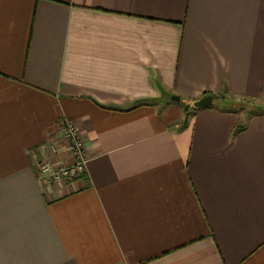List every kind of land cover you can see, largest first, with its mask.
Instances as JSON below:
<instances>
[{
    "label": "crops",
    "instance_id": "obj_1",
    "mask_svg": "<svg viewBox=\"0 0 264 264\" xmlns=\"http://www.w3.org/2000/svg\"><path fill=\"white\" fill-rule=\"evenodd\" d=\"M203 95L264 99V0H0V264H264V112Z\"/></svg>",
    "mask_w": 264,
    "mask_h": 264
},
{
    "label": "built area",
    "instance_id": "obj_2",
    "mask_svg": "<svg viewBox=\"0 0 264 264\" xmlns=\"http://www.w3.org/2000/svg\"><path fill=\"white\" fill-rule=\"evenodd\" d=\"M60 131L68 151L71 155L69 163H53L52 157L57 153L55 145L50 144L42 146L45 149L41 158L34 163L36 171L47 184H69L77 179H80L86 173L87 156L85 154L84 145L80 140L78 127L67 120H62L60 123ZM47 150V152H46Z\"/></svg>",
    "mask_w": 264,
    "mask_h": 264
},
{
    "label": "rangeland",
    "instance_id": "obj_3",
    "mask_svg": "<svg viewBox=\"0 0 264 264\" xmlns=\"http://www.w3.org/2000/svg\"><path fill=\"white\" fill-rule=\"evenodd\" d=\"M262 101V102H261ZM247 102H250V103H246V101H243V100H237V101H227V100H224L222 99V97L220 96H213V101H212V105L213 106H232L234 107V109H240V110H243L244 112V116H248L250 114H255V113H258V111L256 110L257 108L258 109H261V110H264V99H259V100H255V101H247ZM261 102V103H259ZM189 111L191 110L190 107H188Z\"/></svg>",
    "mask_w": 264,
    "mask_h": 264
},
{
    "label": "water",
    "instance_id": "obj_4",
    "mask_svg": "<svg viewBox=\"0 0 264 264\" xmlns=\"http://www.w3.org/2000/svg\"><path fill=\"white\" fill-rule=\"evenodd\" d=\"M171 99L174 101L180 100L178 96H172ZM211 103H212V97L210 95H203L197 100L191 101L189 105L193 108L201 109V108L209 106Z\"/></svg>",
    "mask_w": 264,
    "mask_h": 264
},
{
    "label": "trees",
    "instance_id": "obj_5",
    "mask_svg": "<svg viewBox=\"0 0 264 264\" xmlns=\"http://www.w3.org/2000/svg\"><path fill=\"white\" fill-rule=\"evenodd\" d=\"M212 100H213V96H212ZM245 101H246V100H245ZM261 102H262V101H261ZM261 102H259V103H261ZM246 103H250V102H247V101H246ZM188 107H189V105H186V106H185L186 111H187ZM194 109H196V108H194ZM256 110L258 111V113H259V112H264V110H261V109H258V108H257ZM256 114H257V113H256ZM241 129H242V126H241V125H238V127L236 128V131H239V130H241Z\"/></svg>",
    "mask_w": 264,
    "mask_h": 264
}]
</instances>
